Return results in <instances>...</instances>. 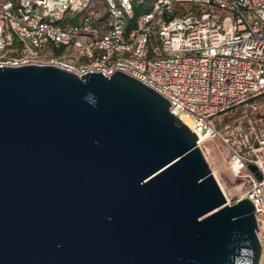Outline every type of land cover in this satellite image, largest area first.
<instances>
[{
  "label": "water",
  "instance_id": "1",
  "mask_svg": "<svg viewBox=\"0 0 264 264\" xmlns=\"http://www.w3.org/2000/svg\"><path fill=\"white\" fill-rule=\"evenodd\" d=\"M198 138L124 71L0 66V264H259Z\"/></svg>",
  "mask_w": 264,
  "mask_h": 264
},
{
  "label": "built area",
  "instance_id": "2",
  "mask_svg": "<svg viewBox=\"0 0 264 264\" xmlns=\"http://www.w3.org/2000/svg\"><path fill=\"white\" fill-rule=\"evenodd\" d=\"M99 1L0 0V66L129 73L187 118L201 149L219 134L212 117L264 94V0H149L141 14L146 0ZM258 143L233 148V167L247 171L240 198L255 205L264 264V134Z\"/></svg>",
  "mask_w": 264,
  "mask_h": 264
},
{
  "label": "rangeland",
  "instance_id": "3",
  "mask_svg": "<svg viewBox=\"0 0 264 264\" xmlns=\"http://www.w3.org/2000/svg\"><path fill=\"white\" fill-rule=\"evenodd\" d=\"M149 5L150 1L146 0L136 7V12L143 13ZM106 9L105 7L102 10L99 7L101 15ZM66 18L70 19L69 14ZM211 122L219 134L211 136L203 143L202 149L228 201L234 203L245 195L248 177L245 169L237 172L233 167L235 161L233 148H239L238 144L247 138H250L252 143L259 144L258 139L264 134V94L249 103L238 105L212 117ZM242 153H245L244 148ZM259 154L264 157V147Z\"/></svg>",
  "mask_w": 264,
  "mask_h": 264
},
{
  "label": "bare ground",
  "instance_id": "4",
  "mask_svg": "<svg viewBox=\"0 0 264 264\" xmlns=\"http://www.w3.org/2000/svg\"><path fill=\"white\" fill-rule=\"evenodd\" d=\"M181 119L184 121V122H186L187 124H189V121L187 120V118L186 117H184V116H181ZM262 256V255H261ZM261 263V258H260V262H259V264Z\"/></svg>",
  "mask_w": 264,
  "mask_h": 264
}]
</instances>
